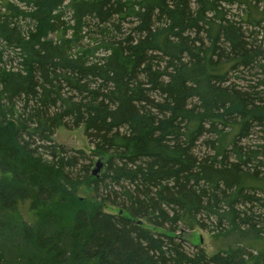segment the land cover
Returning a JSON list of instances; mask_svg holds the SVG:
<instances>
[{"label":"trees","instance_id":"1","mask_svg":"<svg viewBox=\"0 0 264 264\" xmlns=\"http://www.w3.org/2000/svg\"><path fill=\"white\" fill-rule=\"evenodd\" d=\"M83 184L96 202L68 230L21 227L51 264H264V246L185 237L264 224V19L235 0H0V208L73 205Z\"/></svg>","mask_w":264,"mask_h":264},{"label":"rangeland","instance_id":"2","mask_svg":"<svg viewBox=\"0 0 264 264\" xmlns=\"http://www.w3.org/2000/svg\"><path fill=\"white\" fill-rule=\"evenodd\" d=\"M235 2L242 6L243 11L248 16L255 19H264V0H235ZM53 138L56 142L72 148L86 150L89 148L81 128L66 129L59 127ZM97 160V158L94 159L92 169ZM76 197L80 202L73 205L63 204L56 197L53 202L36 208L31 207L30 199L17 202L12 209L0 208V264H51L50 254L37 249L33 253L30 242L23 240L21 236V227L24 224H30L35 228L44 229V226H48L51 230H68L73 224V212L76 205H82L85 209L92 210L96 202L94 192L87 184H83L78 188ZM104 210L117 213L115 206L105 205ZM145 225L151 229L147 223ZM259 228L255 229L260 231L259 233L245 227L242 230L230 231L224 234L209 233L195 228L193 231L187 232L185 237L189 242L201 245L207 254L216 251H227L237 244L248 245L250 247L248 249L255 253L264 246V224L259 225Z\"/></svg>","mask_w":264,"mask_h":264},{"label":"water","instance_id":"3","mask_svg":"<svg viewBox=\"0 0 264 264\" xmlns=\"http://www.w3.org/2000/svg\"><path fill=\"white\" fill-rule=\"evenodd\" d=\"M102 166H103L102 161L98 159L91 171L92 175L96 176L98 172L101 170Z\"/></svg>","mask_w":264,"mask_h":264}]
</instances>
